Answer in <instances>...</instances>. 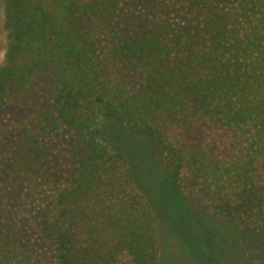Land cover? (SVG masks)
Wrapping results in <instances>:
<instances>
[{
  "label": "trees",
  "instance_id": "1",
  "mask_svg": "<svg viewBox=\"0 0 264 264\" xmlns=\"http://www.w3.org/2000/svg\"><path fill=\"white\" fill-rule=\"evenodd\" d=\"M2 1L0 264H162L144 163L264 249V0Z\"/></svg>",
  "mask_w": 264,
  "mask_h": 264
},
{
  "label": "rangeland",
  "instance_id": "2",
  "mask_svg": "<svg viewBox=\"0 0 264 264\" xmlns=\"http://www.w3.org/2000/svg\"><path fill=\"white\" fill-rule=\"evenodd\" d=\"M6 44L4 7L0 0V64L4 59ZM168 130L173 137L181 135L178 126L172 122H168ZM100 134L110 144L122 148L121 137L126 133L117 125L103 123ZM129 152L137 156L134 145H130ZM161 165L151 171L144 168V163L139 171V179L159 220L162 264H264V250L251 249L260 240L257 234L206 214L211 211L195 188L184 179H179L178 187L175 186L172 175ZM132 169L136 176L133 166ZM246 234L256 236L257 242L250 243ZM115 264L132 263L127 255H122Z\"/></svg>",
  "mask_w": 264,
  "mask_h": 264
},
{
  "label": "flooded vegetation",
  "instance_id": "3",
  "mask_svg": "<svg viewBox=\"0 0 264 264\" xmlns=\"http://www.w3.org/2000/svg\"><path fill=\"white\" fill-rule=\"evenodd\" d=\"M262 250H264V249H259V251H262Z\"/></svg>",
  "mask_w": 264,
  "mask_h": 264
}]
</instances>
